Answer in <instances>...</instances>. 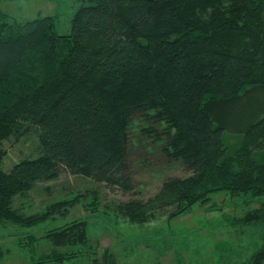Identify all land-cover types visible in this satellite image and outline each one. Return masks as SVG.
I'll use <instances>...</instances> for the list:
<instances>
[{"label":"trees","instance_id":"obj_1","mask_svg":"<svg viewBox=\"0 0 264 264\" xmlns=\"http://www.w3.org/2000/svg\"><path fill=\"white\" fill-rule=\"evenodd\" d=\"M75 1L66 34L53 15L18 22L0 10V159L3 141L37 138L36 157L9 171L0 162V222L66 215L80 194L40 212L16 203L61 175L133 193L146 163L161 187L117 205L130 221L226 193L248 207L231 223L259 240L236 264H264V0ZM175 167L186 175L166 176ZM43 236L53 247L41 254L26 236L30 264L90 252L87 264H115L107 249L96 256L82 218Z\"/></svg>","mask_w":264,"mask_h":264},{"label":"rangeland","instance_id":"obj_2","mask_svg":"<svg viewBox=\"0 0 264 264\" xmlns=\"http://www.w3.org/2000/svg\"><path fill=\"white\" fill-rule=\"evenodd\" d=\"M77 5L75 0H1L0 10L6 12L10 20L18 22L53 15L57 32L66 34L70 28L69 18ZM36 143L33 134L3 141L2 169L9 171L26 157H36ZM149 159L154 163L153 158ZM150 167L146 163L139 165L134 192L127 194L66 175L40 184L28 199L16 203L24 204L28 212L43 211L47 203L55 199L57 202L70 201L78 194L81 203L71 207L62 204L61 208L68 206L66 215L57 213L54 219L32 228L0 222L3 255L0 264H30L29 248L24 245L26 236L31 233L36 237L37 254L50 251L53 245L43 236L45 230L75 218L86 221L89 239L97 248L96 256L107 249L113 253L115 264H236L254 250L259 243L257 231L248 228L239 232L231 223L233 216L248 207L239 199L232 201L226 193L213 194L206 203L195 205L174 218H167L172 207H165L155 209L151 219L143 223L130 221L117 205L129 199L154 197L161 187L162 174ZM185 175L180 167L171 168L166 174ZM90 253L77 258L74 264H87ZM64 264H71V261Z\"/></svg>","mask_w":264,"mask_h":264}]
</instances>
